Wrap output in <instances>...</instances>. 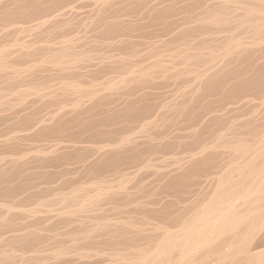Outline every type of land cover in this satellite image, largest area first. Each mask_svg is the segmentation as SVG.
Listing matches in <instances>:
<instances>
[{
    "label": "bare ground",
    "instance_id": "1",
    "mask_svg": "<svg viewBox=\"0 0 264 264\" xmlns=\"http://www.w3.org/2000/svg\"><path fill=\"white\" fill-rule=\"evenodd\" d=\"M0 264H264V0H0Z\"/></svg>",
    "mask_w": 264,
    "mask_h": 264
}]
</instances>
